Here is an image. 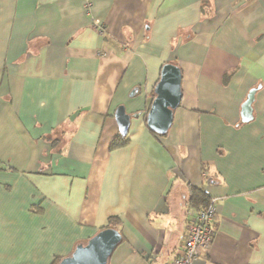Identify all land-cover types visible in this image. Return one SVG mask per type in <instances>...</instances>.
<instances>
[{
  "label": "crops",
  "instance_id": "crops-1",
  "mask_svg": "<svg viewBox=\"0 0 264 264\" xmlns=\"http://www.w3.org/2000/svg\"><path fill=\"white\" fill-rule=\"evenodd\" d=\"M167 62L183 96L156 137ZM192 188L216 204L193 264H264V0H0V264H52L112 216L109 264H173Z\"/></svg>",
  "mask_w": 264,
  "mask_h": 264
},
{
  "label": "water",
  "instance_id": "water-1",
  "mask_svg": "<svg viewBox=\"0 0 264 264\" xmlns=\"http://www.w3.org/2000/svg\"><path fill=\"white\" fill-rule=\"evenodd\" d=\"M182 71L172 62L162 66L160 78L154 88V98L147 112L148 128L158 135H165L174 121V111L182 101ZM257 88H253L243 104V120L252 118V104ZM115 118L119 126V133L128 135L131 115L124 105H119L115 111ZM121 232L113 227L99 230L86 242L76 245L73 252L63 257L57 264H109L110 258L122 242Z\"/></svg>",
  "mask_w": 264,
  "mask_h": 264
},
{
  "label": "built area",
  "instance_id": "built-area-1",
  "mask_svg": "<svg viewBox=\"0 0 264 264\" xmlns=\"http://www.w3.org/2000/svg\"><path fill=\"white\" fill-rule=\"evenodd\" d=\"M85 9L90 11L93 7V0H84ZM97 31L104 33V28L99 21L95 23ZM216 215V204L211 200L208 206L195 212L194 217L188 224L184 235L183 253L176 257L173 264H193L202 250H207L214 236L213 222Z\"/></svg>",
  "mask_w": 264,
  "mask_h": 264
},
{
  "label": "trees",
  "instance_id": "trees-1",
  "mask_svg": "<svg viewBox=\"0 0 264 264\" xmlns=\"http://www.w3.org/2000/svg\"><path fill=\"white\" fill-rule=\"evenodd\" d=\"M151 133H153V135H155L156 137H159V135L154 133L153 131H151ZM127 142H128V135L123 136L119 134L112 140L111 148L122 147L126 145ZM210 202H211V198H209L207 194H205L201 189L192 188L190 203L192 206L196 207L197 210L205 208L206 206L209 205ZM119 225H120L119 219L116 216H112L109 218V221L106 227H113V228L118 229ZM59 261H60V258H56V260L52 264H57Z\"/></svg>",
  "mask_w": 264,
  "mask_h": 264
}]
</instances>
